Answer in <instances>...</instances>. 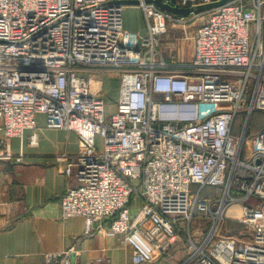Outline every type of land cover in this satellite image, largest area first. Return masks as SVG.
<instances>
[{"label":"built area","instance_id":"2783aa9c","mask_svg":"<svg viewBox=\"0 0 264 264\" xmlns=\"http://www.w3.org/2000/svg\"><path fill=\"white\" fill-rule=\"evenodd\" d=\"M119 1L0 0V161H23L10 142L36 130L42 116L48 128L78 136V153L56 160L76 180L61 199L62 219L83 218L85 235L107 221L133 264H153L176 243L188 249L183 264H264V126L245 151L244 138L233 136L240 118L245 133L251 113L264 112L263 0L189 17L139 0L146 36L124 28ZM202 15L193 62L167 64L159 47L168 25ZM105 73L118 75L112 110ZM167 106L179 112L166 115ZM2 182L0 171V191ZM207 188L221 194L203 195ZM233 210L244 229L221 237ZM197 219L207 224L192 233ZM71 257L47 260L72 264Z\"/></svg>","mask_w":264,"mask_h":264},{"label":"crops","instance_id":"0c3cea01","mask_svg":"<svg viewBox=\"0 0 264 264\" xmlns=\"http://www.w3.org/2000/svg\"><path fill=\"white\" fill-rule=\"evenodd\" d=\"M123 18L127 31L147 35L140 6H125ZM196 32L190 24L168 25L159 47L167 64L186 66L193 62ZM38 120L36 130L10 142V151L23 161H0V264H60L49 263L47 256L67 251L72 252V264H96L99 259L104 260L102 264H133L132 249L122 246V236L112 233L107 221L97 223L94 233L87 236L83 218L62 219L61 199L76 180L64 174L65 164L56 158L77 154L78 136L48 128L42 116ZM33 135L35 143H31ZM140 204L132 201V207Z\"/></svg>","mask_w":264,"mask_h":264},{"label":"rangeland","instance_id":"374dc122","mask_svg":"<svg viewBox=\"0 0 264 264\" xmlns=\"http://www.w3.org/2000/svg\"><path fill=\"white\" fill-rule=\"evenodd\" d=\"M252 1V0H251ZM264 2V0H263ZM262 12L264 14V4L262 7ZM203 17H200L196 22L191 23L190 25L193 26V28L195 30H197L201 25H203L204 23H206L207 19H208V15H202ZM99 77H101L104 80V86L103 89L106 92V102L108 103L107 107L109 110L114 109V106L116 105V102L118 100V91H119V81H118V75L117 74H113V73H105V74H99ZM111 77V78H110ZM109 78V79H108ZM108 79V80H107ZM107 80V82H106ZM109 81V82H108ZM251 91V85L250 88L247 92V96L250 94ZM209 107H213V106H209ZM204 109V107L202 108ZM249 129H247L244 132L243 131V125L245 123V119L244 118H240L235 126V130L233 133V136L235 137V139H240V138H244V142H243V151L246 150V148H248V142L251 140V137L254 136V134L256 132H258L263 126H264V112L261 110H255L254 112L251 113V116L249 118ZM249 137V139H248ZM244 153L242 155V158H244ZM198 187L197 186H193L192 187V193H195L197 191ZM217 194V196H219L221 194V192H218L216 189L214 188H207L205 189V191L203 192V195H211V196H215ZM250 205V203H248ZM237 207H234V209H236ZM239 212L238 210H233L232 212H230L229 214V219L226 220L220 230V236L225 237V236H232L235 232H241L243 231L244 227L243 225L240 224V222L238 221V217H239ZM206 222L197 219L194 221L193 224V230L192 233L197 232L198 227L200 226H206ZM183 245L182 243H176L174 245V247L168 251L167 253H165L160 260L156 261L153 264H183L185 262V260L187 259L188 255V249L186 248V246ZM184 247L185 250L182 248ZM180 248V249H179ZM186 253V255H185Z\"/></svg>","mask_w":264,"mask_h":264},{"label":"water","instance_id":"95a60500","mask_svg":"<svg viewBox=\"0 0 264 264\" xmlns=\"http://www.w3.org/2000/svg\"><path fill=\"white\" fill-rule=\"evenodd\" d=\"M233 0H216L213 3L197 6L194 8L181 7L178 5L177 0H146L148 4H155L161 10L166 11L172 15L179 17H189L193 12L194 13H203L215 10L224 6L225 4ZM123 6H140L141 2L139 0H122L118 2Z\"/></svg>","mask_w":264,"mask_h":264},{"label":"trees","instance_id":"16d2710c","mask_svg":"<svg viewBox=\"0 0 264 264\" xmlns=\"http://www.w3.org/2000/svg\"><path fill=\"white\" fill-rule=\"evenodd\" d=\"M186 111H189V108L183 107L180 110L181 113H184ZM164 112H165L166 115H176L179 112V110L176 107H174V106H167V107H165ZM218 192H220V191H218ZM185 255H186V253H185Z\"/></svg>","mask_w":264,"mask_h":264},{"label":"bare ground","instance_id":"6f19581e","mask_svg":"<svg viewBox=\"0 0 264 264\" xmlns=\"http://www.w3.org/2000/svg\"><path fill=\"white\" fill-rule=\"evenodd\" d=\"M238 141V140H237ZM243 141V139L241 140V142ZM239 144H241V143H239Z\"/></svg>","mask_w":264,"mask_h":264}]
</instances>
